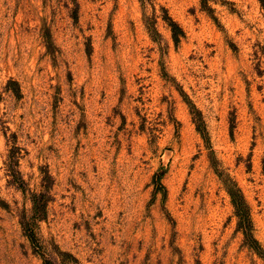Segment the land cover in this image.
<instances>
[{
	"label": "rangeland",
	"instance_id": "rangeland-1",
	"mask_svg": "<svg viewBox=\"0 0 264 264\" xmlns=\"http://www.w3.org/2000/svg\"><path fill=\"white\" fill-rule=\"evenodd\" d=\"M0 264H264V0H0Z\"/></svg>",
	"mask_w": 264,
	"mask_h": 264
},
{
	"label": "trees",
	"instance_id": "trees-1",
	"mask_svg": "<svg viewBox=\"0 0 264 264\" xmlns=\"http://www.w3.org/2000/svg\"><path fill=\"white\" fill-rule=\"evenodd\" d=\"M171 25H172V30H173V37L177 39L176 28L178 26L175 22H172ZM231 199L237 210V214L239 216V224L242 225L241 227H242V230L245 236L251 239L252 241L257 242V240L253 237L251 230H249L250 217L247 214V211L245 210L243 201L240 199H237L236 196H234L232 192H231Z\"/></svg>",
	"mask_w": 264,
	"mask_h": 264
}]
</instances>
